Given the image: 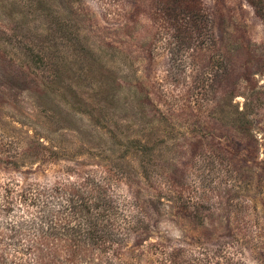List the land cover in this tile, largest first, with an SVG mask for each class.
I'll return each mask as SVG.
<instances>
[{"label": "rangeland", "instance_id": "rangeland-1", "mask_svg": "<svg viewBox=\"0 0 264 264\" xmlns=\"http://www.w3.org/2000/svg\"><path fill=\"white\" fill-rule=\"evenodd\" d=\"M0 264H264V0H0Z\"/></svg>", "mask_w": 264, "mask_h": 264}, {"label": "trees", "instance_id": "trees-1", "mask_svg": "<svg viewBox=\"0 0 264 264\" xmlns=\"http://www.w3.org/2000/svg\"><path fill=\"white\" fill-rule=\"evenodd\" d=\"M80 207L83 208V210H84L87 214H89L90 209H91V206H89V204L87 203L86 198L81 197ZM86 219H87V220H86L85 222L89 223L90 221H88V220H90V218H89L88 215L86 216Z\"/></svg>", "mask_w": 264, "mask_h": 264}]
</instances>
